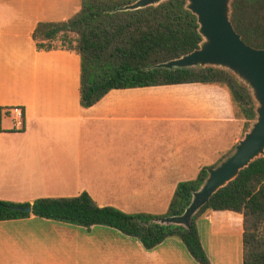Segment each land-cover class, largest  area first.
Instances as JSON below:
<instances>
[{
  "label": "crops",
  "instance_id": "0c3cea01",
  "mask_svg": "<svg viewBox=\"0 0 264 264\" xmlns=\"http://www.w3.org/2000/svg\"><path fill=\"white\" fill-rule=\"evenodd\" d=\"M82 5L83 0H0V200L32 205L88 193L100 207L165 216L180 183L196 180L202 168L215 167L236 148L244 120L229 90L217 85L115 90L84 108L80 56L38 51L33 40L40 23L68 21ZM17 109L25 115L22 129ZM35 219L2 222L0 231ZM233 219L239 222L235 228ZM197 226L207 235L208 252L221 249L213 238H233L229 264L243 258L241 216L215 212ZM71 237L41 241V249L34 239L2 236L0 264H82L70 257L90 248ZM172 238L152 252L138 244L139 264H196ZM116 246L124 259L133 253L125 244ZM34 250L35 258L29 255ZM17 253L26 259L6 258Z\"/></svg>",
  "mask_w": 264,
  "mask_h": 264
},
{
  "label": "trees",
  "instance_id": "16d2710c",
  "mask_svg": "<svg viewBox=\"0 0 264 264\" xmlns=\"http://www.w3.org/2000/svg\"><path fill=\"white\" fill-rule=\"evenodd\" d=\"M135 2L83 0L81 11L70 20L40 23L33 40L38 51L64 50L80 56L84 108L95 106L115 90L217 85L229 90L245 121L244 132H249L257 119V104L250 89L232 72L215 67L173 70L159 67L200 49L204 42L198 18L187 8L188 1L167 0L158 6L120 11ZM231 21L247 45L264 49V0H232ZM211 168L215 167H204L196 180L178 185L165 216L126 214L113 207H100L88 193H83L74 198L39 199L32 205L0 200V223L33 215L90 229L108 227L136 238L148 252L179 236L193 259L199 264H209L197 218L208 212H231L244 218L243 264H264V157L216 193L195 215L190 229L157 222L160 218L184 215ZM19 207H32L33 213L20 212Z\"/></svg>",
  "mask_w": 264,
  "mask_h": 264
},
{
  "label": "water",
  "instance_id": "95a60500",
  "mask_svg": "<svg viewBox=\"0 0 264 264\" xmlns=\"http://www.w3.org/2000/svg\"><path fill=\"white\" fill-rule=\"evenodd\" d=\"M167 0H138L120 11H136L158 6ZM188 10L195 14L204 42L200 49L180 59L162 64L166 69L197 67L222 68L232 72L252 92L257 104V119L234 152L220 165L208 170L209 176L200 191L194 193L191 205L179 217L160 218L162 225L191 228L195 215L221 189L236 180L253 162L264 157V49L247 45L231 21L232 0H187ZM18 211L32 214V207Z\"/></svg>",
  "mask_w": 264,
  "mask_h": 264
},
{
  "label": "rangeland",
  "instance_id": "374dc122",
  "mask_svg": "<svg viewBox=\"0 0 264 264\" xmlns=\"http://www.w3.org/2000/svg\"><path fill=\"white\" fill-rule=\"evenodd\" d=\"M57 46L60 47L61 44L57 43ZM236 110L238 117L242 118L239 109L236 108ZM244 123L245 121L243 122V124ZM245 134L246 133L243 132L241 140L244 138ZM234 150L235 148L230 152V154H232ZM225 158H227V156ZM221 163L222 160L217 161V165L215 167H217ZM211 214L212 212H208L201 216H198L197 222L206 216H210ZM239 216H241V220L243 221L244 224L243 216L242 215ZM35 220L36 221H31V222L27 221V223L13 222L3 225V230L0 231V237L6 235L11 238L17 237V238H30L32 240L34 239V241L39 246H41V249H43L46 247L45 245L40 244L41 241L46 242L48 240H57L60 237H64L67 241H69L67 237H70L72 239L71 236H74L75 239L83 243L84 248L88 246L90 249L83 252V254L80 251L78 255L74 257L71 256L70 257L71 262L77 261V262H81L82 264H139V262L141 263V258L138 253L140 251V247L138 249V244H140L139 241L136 238L128 237L115 229L102 227V226H97L90 229L68 223H61L54 221L49 222L40 218H37ZM233 221H235L236 224H233L231 228H235L239 223L236 219H233ZM199 232L203 247L208 254L209 264H229V259H232L233 255L235 254L236 240L227 237H220V238L215 237L213 239L217 244L219 241L221 249H219L218 251L217 249H215L213 252H211L212 250H210V252H208L209 248H208L207 235H205L204 229L200 230ZM210 238L212 237L210 236ZM171 242H172L171 244H176L177 242H179V245L182 246L184 249H186L183 240L179 236L172 238ZM93 244L100 245L101 247L98 248L96 246H92ZM118 244L127 245L129 247L128 250L130 252L131 250H133V253L128 259H124L123 256H117L118 252H116L115 250L118 251V249H116L115 247H117L116 245ZM38 251L39 250L31 251V252H35V254H29L30 257L35 258V256L36 257L39 256L38 254H36L38 253ZM13 255L15 256H8L6 258L11 261L13 258L15 259L16 257L17 258L22 257L26 259L27 256L23 253L22 254L17 253ZM242 255L244 256L243 246H242ZM242 259H240L238 264H243ZM194 262L197 264L196 260Z\"/></svg>",
  "mask_w": 264,
  "mask_h": 264
},
{
  "label": "built area",
  "instance_id": "2783aa9c",
  "mask_svg": "<svg viewBox=\"0 0 264 264\" xmlns=\"http://www.w3.org/2000/svg\"><path fill=\"white\" fill-rule=\"evenodd\" d=\"M17 114V125L20 127V129L24 128L25 126V115L24 112L20 109L15 110Z\"/></svg>",
  "mask_w": 264,
  "mask_h": 264
}]
</instances>
